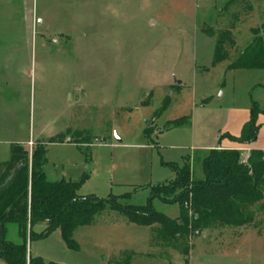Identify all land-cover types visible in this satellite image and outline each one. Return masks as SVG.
<instances>
[{
	"label": "rangeland",
	"instance_id": "obj_1",
	"mask_svg": "<svg viewBox=\"0 0 264 264\" xmlns=\"http://www.w3.org/2000/svg\"><path fill=\"white\" fill-rule=\"evenodd\" d=\"M229 1L0 0V163L13 144L28 142L31 153L43 142L50 180L88 175L79 195L146 205L155 184L175 178L167 163L207 153L199 150L236 131L254 104L264 111V70L229 68L264 36V0ZM233 21L235 48L214 64L217 34ZM258 123L264 147V112ZM55 136L64 143L47 142ZM240 155L242 162L247 152ZM194 170L202 177L198 163ZM262 191L244 206L242 226L213 223L172 239L159 224L129 223L110 209L76 229L77 250L59 230L29 250L68 264H264V184ZM152 205L172 219L180 213L158 197ZM16 234L8 224L7 239Z\"/></svg>",
	"mask_w": 264,
	"mask_h": 264
},
{
	"label": "trees",
	"instance_id": "obj_2",
	"mask_svg": "<svg viewBox=\"0 0 264 264\" xmlns=\"http://www.w3.org/2000/svg\"><path fill=\"white\" fill-rule=\"evenodd\" d=\"M232 4L230 0L229 7ZM233 28L234 22L218 32L214 64L227 60L235 48ZM205 32L216 35L213 29ZM229 68L264 70V36L255 35L249 46L231 61ZM263 112L254 104L241 135L226 136L242 144L255 142L260 130L258 117ZM182 122L184 120L179 119L170 126ZM47 142L55 144L64 140L55 136ZM46 161V145L38 142L32 153L22 144H13L10 158L0 163V258L6 264H60L29 255V242L46 238L59 230L66 245L77 250L79 245L73 237L76 229L90 225L95 217L110 209H118L137 225L159 224L166 236L176 239L182 235H199L213 223L245 225L248 218L244 206L263 198L264 151L260 149H252L246 163L241 162L238 150L222 148H212L207 153L194 152L182 166L169 162L167 165L175 173V178L155 184L153 196L143 206H122L117 201L120 196L79 195L78 190L88 175L79 181L65 178L53 181L44 170ZM197 163L202 170L200 178H195ZM128 196L130 193L122 197ZM169 196L171 198L167 199ZM155 197L178 203L179 215L172 219L154 210L152 202ZM11 223L18 228V242L7 239V226ZM39 223H44L45 229L37 233L34 228Z\"/></svg>",
	"mask_w": 264,
	"mask_h": 264
},
{
	"label": "crops",
	"instance_id": "obj_3",
	"mask_svg": "<svg viewBox=\"0 0 264 264\" xmlns=\"http://www.w3.org/2000/svg\"><path fill=\"white\" fill-rule=\"evenodd\" d=\"M234 22V21H233ZM232 25V23L229 25V26H231ZM235 27H236V22H234V28H233V30L235 29ZM233 30H232V32H233ZM259 117H261V114L259 115ZM259 117H258V119H259ZM249 119H245L244 120V122L239 126V128L236 130V131H227L225 134H223L224 135V138H221V136H222V134H219V137H218V144H214L213 146H211L212 148H214V147H216V146H220L222 149H232V150H238L240 153L242 152V151H246L247 152V155L245 156V158L242 160V161H245V160H247V158H248V156H249V153H250V151L252 150V149H260V150H262V151H264V147L263 146H260L259 144H258V142H257V140H258V138H257V140L255 141V142H252V143H250V144H242V143H239V142H236V141H233V140H231L229 137H227L226 135L227 134H230V135H232V136H234V137H239L240 135H241V132H242V129H243V126H244V124L248 121ZM258 137H259V134H258ZM26 143H28V142H26ZM25 143V144H26ZM64 143V142H63ZM25 144H24V146H25ZM212 148H210L209 146H204L203 148H201L199 151H202V150H209V149H212ZM194 152H197V151H194ZM32 153V152H31ZM5 162V161H4ZM48 177V176H47ZM60 179H62V178H60ZM59 179V180H60ZM128 222L129 223H131L130 222V220H129V218H128ZM92 224V223H91ZM88 226H90V225H88ZM113 231H115L116 229L115 228H113L112 229ZM120 229H118L117 231H119ZM55 232V231H54ZM53 232V233H54ZM20 240V238H19V235L18 234H16V235H14L12 238H11V241H13V242H18ZM29 255H32V256H38V255H33V253H32V250H29ZM39 257H41V256H39ZM45 261H51V262H55L54 260H45ZM56 263H59V262H56ZM60 264H68V263H64V262H61Z\"/></svg>",
	"mask_w": 264,
	"mask_h": 264
},
{
	"label": "water",
	"instance_id": "obj_4",
	"mask_svg": "<svg viewBox=\"0 0 264 264\" xmlns=\"http://www.w3.org/2000/svg\"><path fill=\"white\" fill-rule=\"evenodd\" d=\"M263 33H264V31H263ZM178 84H180L181 82H177ZM118 141H120V139L118 138Z\"/></svg>",
	"mask_w": 264,
	"mask_h": 264
},
{
	"label": "built area",
	"instance_id": "obj_5",
	"mask_svg": "<svg viewBox=\"0 0 264 264\" xmlns=\"http://www.w3.org/2000/svg\"><path fill=\"white\" fill-rule=\"evenodd\" d=\"M242 163H246V160L245 161H242Z\"/></svg>",
	"mask_w": 264,
	"mask_h": 264
}]
</instances>
